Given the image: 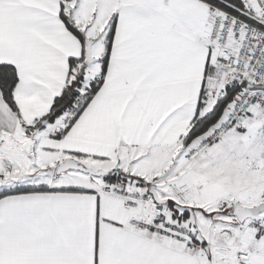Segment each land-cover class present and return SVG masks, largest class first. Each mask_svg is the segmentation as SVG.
Segmentation results:
<instances>
[{
  "label": "snow or ice",
  "instance_id": "obj_1",
  "mask_svg": "<svg viewBox=\"0 0 264 264\" xmlns=\"http://www.w3.org/2000/svg\"><path fill=\"white\" fill-rule=\"evenodd\" d=\"M0 264H264V0H0Z\"/></svg>",
  "mask_w": 264,
  "mask_h": 264
}]
</instances>
